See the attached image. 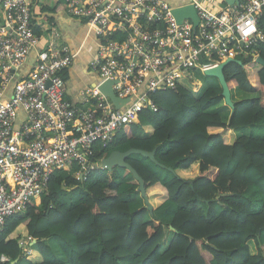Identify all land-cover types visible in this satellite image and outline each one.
<instances>
[{"label":"trees","instance_id":"16d2710c","mask_svg":"<svg viewBox=\"0 0 264 264\" xmlns=\"http://www.w3.org/2000/svg\"><path fill=\"white\" fill-rule=\"evenodd\" d=\"M258 53L264 59V44ZM240 61L224 77L232 100L238 90L250 96L233 100L228 121L229 109L210 111L223 101L218 80L200 75L198 92L180 83L154 94L156 112L144 109L96 145L94 159L154 152L157 163L125 158L144 182L143 198L126 168L91 170L85 181L73 166L58 169L22 214L6 219L0 254L14 264H264V67ZM239 128L248 134L237 136ZM28 237L30 253L19 244Z\"/></svg>","mask_w":264,"mask_h":264},{"label":"built area","instance_id":"2783aa9c","mask_svg":"<svg viewBox=\"0 0 264 264\" xmlns=\"http://www.w3.org/2000/svg\"><path fill=\"white\" fill-rule=\"evenodd\" d=\"M64 10L84 22L95 39L88 66L97 82L65 96L61 73L76 52L53 29L39 48L30 0H0V230L6 219L22 214L42 194L58 169L75 168L85 181L91 170L106 169L96 145L105 146L120 128L135 123L144 109L157 111L153 95L180 83L195 92L200 75L230 58L259 55L264 32V0H239L224 9L189 0L198 16L178 21L176 5L166 0H60ZM177 5V6H183ZM35 50L29 69L21 74ZM255 62V61H254ZM111 81L120 107L100 90ZM19 110L24 117L19 121ZM31 238L19 240L24 246ZM0 264H14L0 254Z\"/></svg>","mask_w":264,"mask_h":264},{"label":"crops","instance_id":"0c3cea01","mask_svg":"<svg viewBox=\"0 0 264 264\" xmlns=\"http://www.w3.org/2000/svg\"><path fill=\"white\" fill-rule=\"evenodd\" d=\"M171 5H175L173 1L166 0ZM210 8L224 9L227 3L225 0H200ZM176 3V1H175ZM60 0H30V10L32 14L31 22L34 32L39 37V48L46 45L48 35L55 29L60 34V41L66 44L76 56L72 65L64 70L61 75L65 80V96L77 101L79 91L85 86L94 85L97 80V74L88 66L92 56L95 53V39L93 34L87 31L84 22L70 16L64 7H61ZM181 5V4H179ZM91 38V41L89 42ZM35 56V50L27 56L24 65L21 68V74H24L30 67ZM235 91H237L235 89ZM237 99L250 96V94L237 91ZM218 104L217 106H219ZM216 107V106H215ZM231 110L225 114L222 119L228 121ZM24 117V113L19 110V121ZM241 129H235V131ZM248 134V131L245 133ZM240 135H242L240 133ZM33 244V240L30 241Z\"/></svg>","mask_w":264,"mask_h":264},{"label":"water","instance_id":"95a60500","mask_svg":"<svg viewBox=\"0 0 264 264\" xmlns=\"http://www.w3.org/2000/svg\"><path fill=\"white\" fill-rule=\"evenodd\" d=\"M238 1L239 0H225V2L228 5H232L233 3H238ZM173 13H174V15L178 21H180L181 19H183L185 17L191 18V20L194 24H196L198 21L197 13L191 4H185L183 6H176V7H174ZM254 61H255V63H258L259 65L264 67V59L260 55L256 56ZM229 63L240 64L241 61L228 58V59L222 61L221 63H219V65H217L216 67L205 70L204 74L206 76L215 77L218 80V82L221 86V89H222L221 90V96L223 97V102L232 111L234 108V102L231 98V91L227 85V82L225 80L224 73H223L225 66L228 65ZM111 83H112L111 81H107L105 84L100 86V90L103 92V94H105L107 97H109V99L114 103L115 108H118V107H120V105L122 103L128 101V99L127 98L126 99L117 98L115 96V94L113 93V90L111 88ZM132 153L141 154L142 156L149 158L152 162L157 163L156 159L154 158V152L153 151L148 152V151H145L142 149L130 148L124 152H122V151L110 152L103 159V164L106 165L107 170H110L114 166H119L121 168L128 169L132 173L134 178L138 181L139 190H140L141 194L143 195L144 194V182H143L142 178L137 174L135 169H133L130 164L125 162V158ZM170 229H173V227L170 226ZM34 243H35V240H33V244ZM13 263H15V261Z\"/></svg>","mask_w":264,"mask_h":264},{"label":"rangeland","instance_id":"374dc122","mask_svg":"<svg viewBox=\"0 0 264 264\" xmlns=\"http://www.w3.org/2000/svg\"><path fill=\"white\" fill-rule=\"evenodd\" d=\"M171 1H173L174 2V4L177 6V5H179V4H186V3H188L189 2V0H171ZM175 1H176V3H175ZM207 1H209V0H207ZM91 41V38H90V40H89V42ZM232 95H233V100L234 99H237V97H235V95L233 94V92H232ZM224 109H230L227 105H225L224 104V102L222 101L221 103H220V105L217 107H214L213 109H211L210 111L211 112H216L217 110V112L219 113V114H222V112H223V110ZM222 116L224 117V115L222 114ZM239 129H241L240 131H235L234 133L237 135V136H239L240 135V133L241 134H245L248 130H247V128H239ZM139 192H140V190H139ZM140 196L143 198V195L141 194V192H140ZM171 235H172V233L171 232H169L168 233V239H170L171 238ZM49 241H51V240H48V243H50ZM54 243V242H53ZM55 249V251H56V253H57V255L58 256H61V254L58 252V250H57V248L55 247L54 248ZM251 251L252 252H255V247H254V245H252L251 246Z\"/></svg>","mask_w":264,"mask_h":264}]
</instances>
